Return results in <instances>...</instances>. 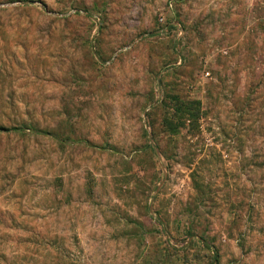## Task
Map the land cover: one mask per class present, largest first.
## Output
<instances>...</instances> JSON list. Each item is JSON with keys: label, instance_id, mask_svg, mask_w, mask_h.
Masks as SVG:
<instances>
[{"label": "rangeland", "instance_id": "rangeland-1", "mask_svg": "<svg viewBox=\"0 0 264 264\" xmlns=\"http://www.w3.org/2000/svg\"><path fill=\"white\" fill-rule=\"evenodd\" d=\"M0 264H264V0H0Z\"/></svg>", "mask_w": 264, "mask_h": 264}]
</instances>
